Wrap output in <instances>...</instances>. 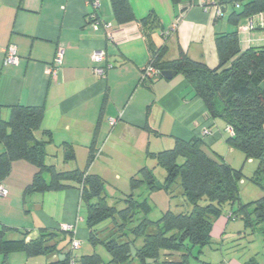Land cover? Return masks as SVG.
Masks as SVG:
<instances>
[{
	"label": "crops",
	"instance_id": "0c3cea01",
	"mask_svg": "<svg viewBox=\"0 0 264 264\" xmlns=\"http://www.w3.org/2000/svg\"><path fill=\"white\" fill-rule=\"evenodd\" d=\"M127 2L135 21L119 24L110 0H0L1 117L7 119L11 106H41V129L52 136L46 163L60 170L86 169L104 179L106 191L109 185L115 187L112 194L128 192L129 178L143 166L152 167L146 153L171 148L175 139L201 138L203 130L209 129L210 134L203 137L207 150L228 163L233 152L225 142L224 122L209 118L203 102L181 75L150 84L141 82L142 70L150 59L148 44L166 46V60L176 59L181 50L210 69L218 64L217 34L236 32L241 50L264 45L262 17L253 18L252 31L242 32L239 27L246 19L236 25L228 22L230 13L239 9L231 8V3L225 4V12L218 18L213 5L205 0ZM90 15L95 20H90ZM148 16H155L159 27L146 38L138 21ZM92 22H97V28ZM8 45L16 48L18 62L3 66V51ZM57 48L63 49V58L53 80L46 69ZM96 51L105 52L103 62H92ZM107 65L111 67L105 78L92 73L94 67ZM64 145L70 148L73 159L64 160ZM90 153L94 158L88 164ZM35 172L28 162L16 161L9 176L0 182L7 190V197L0 199V230L11 229L4 238L18 240L20 232H25L26 241H30L38 237L40 229L73 224L80 248L83 242L88 244L86 218L80 214V190L71 187L24 198L23 190ZM227 221L228 217H222L215 223L219 238ZM62 247L64 252L68 250L66 241L58 248ZM0 256V264L47 263L44 256L28 258L22 252Z\"/></svg>",
	"mask_w": 264,
	"mask_h": 264
},
{
	"label": "trees",
	"instance_id": "16d2710c",
	"mask_svg": "<svg viewBox=\"0 0 264 264\" xmlns=\"http://www.w3.org/2000/svg\"><path fill=\"white\" fill-rule=\"evenodd\" d=\"M110 1L117 23L135 21L127 0ZM180 1L172 0L174 4ZM205 1L213 5L215 12L226 3L238 7L228 17L233 25L246 19L255 27L253 18L260 15L264 27V0ZM215 16L220 17L216 13ZM138 24L147 38L150 31L158 29L159 20L148 16ZM214 41L218 64L213 69L203 62L192 61L181 50L176 59L166 60L167 47L156 48L152 44H148V63L159 73L174 71L181 75L203 102L209 118L220 119L230 130L226 131V145L240 151L246 160L257 162L249 181L261 192L259 198L245 204L240 202L241 171L206 149L203 137L210 134L208 129L209 134L202 132L201 138L175 139L171 148L147 152L146 159L152 162V167L143 166L129 178L128 192L117 193L124 204L117 209L108 204L115 193L108 196L106 182L100 176L89 174L86 169L60 171L46 163L52 136L41 129L44 117L41 106H11L7 119L1 117L0 106V182L9 176L12 163L26 161L36 172L23 190L24 198L34 193L78 188L86 209L87 242L93 248L102 247L109 260L104 263L96 252L78 256L70 250L74 235L60 228L40 229L38 237L30 241H26L25 232H20L18 240H7L4 235L11 229L2 228L0 254L22 252L28 258L44 256L46 264H187L193 249L197 248L201 254L213 245L212 228L224 207H231L228 220L240 219L246 229L263 226L264 237V45L241 50L236 32L217 34ZM157 79L159 74L143 84ZM73 157L70 148L65 151V161ZM93 158L90 153L88 164ZM156 168L163 171L158 178ZM160 191L168 197V209L152 220L149 216L156 206L151 195ZM172 202L175 210L170 208ZM65 241L69 247L64 252L65 246L58 247ZM251 263L255 264L254 259L246 262Z\"/></svg>",
	"mask_w": 264,
	"mask_h": 264
},
{
	"label": "rangeland",
	"instance_id": "374dc122",
	"mask_svg": "<svg viewBox=\"0 0 264 264\" xmlns=\"http://www.w3.org/2000/svg\"><path fill=\"white\" fill-rule=\"evenodd\" d=\"M232 8V5L230 6ZM220 120V119H217ZM221 121V120H220ZM227 156V154H226ZM228 157V156H227ZM228 159L231 166L235 169H239L242 174V181L239 184L240 202L245 204L256 200L260 197L261 192L259 189L249 181V178L253 175L257 162L255 160H246L240 151L233 150L230 153ZM60 170L61 168H56ZM66 170L67 168H62ZM83 170V169H82ZM61 171V170H60ZM155 175L158 178L163 175V171L159 168L155 169ZM160 179V178H159ZM107 190L108 196H112L111 190L115 191V187L109 185ZM3 200V199H2ZM120 194L115 193L112 197H109L108 204L114 205L117 209L123 208L124 204ZM151 201L155 204V209L150 214V219L156 220L161 216V212L168 209V197L162 192H156L151 195ZM151 202V204H152ZM175 203L172 202L170 208L175 210ZM237 209V205L234 206V211ZM231 211V207H224L223 214L220 218H227ZM81 216L83 219L86 218V209L82 205ZM219 218V219H220ZM224 227V234L222 239L217 234V229L214 224L212 228V239L213 245L205 248L201 254L198 253V249L192 250V257L189 259L187 264H220L221 261H244L247 262L250 259H255L258 264H264V237H263V226H255L253 228L246 229L243 226V222L240 219L228 220ZM85 227V224H83ZM218 235V236H217ZM13 239H17L16 235H11ZM217 237V238H216ZM139 243V242H138ZM89 251V252H88ZM98 253L104 263L109 260V256L102 247L93 248L90 244L85 242L82 243L80 250L75 251L77 255L84 253ZM23 256V255H20ZM1 261V256H0Z\"/></svg>",
	"mask_w": 264,
	"mask_h": 264
},
{
	"label": "built area",
	"instance_id": "2783aa9c",
	"mask_svg": "<svg viewBox=\"0 0 264 264\" xmlns=\"http://www.w3.org/2000/svg\"><path fill=\"white\" fill-rule=\"evenodd\" d=\"M94 6H97V2H94ZM216 15L221 16L222 12L220 9L216 10ZM90 20H95V17L93 18V15H90L89 17ZM97 20V19H96ZM94 28H97V22H92L91 24ZM108 26H105V28H107ZM254 28L253 23L251 21H247V23L245 25H242L239 27V30L242 32H250L252 31ZM3 66H11V65H15L18 62V56H17V52H16V48L12 45H8L6 46V48L3 51ZM62 58H63V49L62 48H57L55 50V54H54V58L52 63L50 64V66H48V68L46 69V72L48 73V75L53 79L56 80L57 78V74L58 71L60 69L61 66V62H62ZM105 59V52L104 51H96L92 54L91 56V60L94 63H101L103 62ZM110 65H107L105 67H94L92 69V73L100 78L103 79L105 78V74L106 71L110 68ZM161 74V72L159 73L158 70H156L151 63H148L146 65V67L142 70V74H141V82L142 83H148L149 81L155 79L156 75ZM227 131H230L229 129H227ZM203 134L204 135H208L209 132L208 130H203ZM7 197V190L6 187L2 184H0V199H5ZM60 229L64 232H71L73 235L75 234V225H71V224H65V225H61ZM80 248V242L73 237L71 243H70V250L71 251H75L78 250ZM70 264H73V262H71Z\"/></svg>",
	"mask_w": 264,
	"mask_h": 264
},
{
	"label": "water",
	"instance_id": "95a60500",
	"mask_svg": "<svg viewBox=\"0 0 264 264\" xmlns=\"http://www.w3.org/2000/svg\"><path fill=\"white\" fill-rule=\"evenodd\" d=\"M221 12H222V13L225 12V8H224V7L221 9ZM175 74H176V72H174V71H163V72H161V74H160V79L169 80V79H171Z\"/></svg>",
	"mask_w": 264,
	"mask_h": 264
}]
</instances>
